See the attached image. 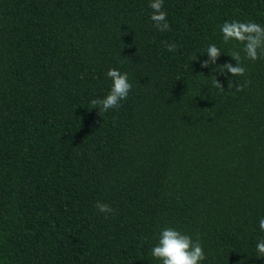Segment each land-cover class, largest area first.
<instances>
[{
    "label": "trees",
    "instance_id": "1",
    "mask_svg": "<svg viewBox=\"0 0 264 264\" xmlns=\"http://www.w3.org/2000/svg\"><path fill=\"white\" fill-rule=\"evenodd\" d=\"M149 3L0 0V264H160L165 227L199 236L200 264H264V56L220 31L264 26V0H164L166 32ZM233 50L244 76L217 70ZM110 68L133 87L99 115Z\"/></svg>",
    "mask_w": 264,
    "mask_h": 264
},
{
    "label": "clouds",
    "instance_id": "2",
    "mask_svg": "<svg viewBox=\"0 0 264 264\" xmlns=\"http://www.w3.org/2000/svg\"><path fill=\"white\" fill-rule=\"evenodd\" d=\"M164 0H150L149 7L152 9L150 19L156 29L160 32L170 30V24L167 20V12L163 8ZM220 31L223 34V42L236 41L243 45L245 58L251 61L264 56V26L252 21L240 22L237 20L225 22L221 25ZM167 51L174 52L176 45L174 43L164 42ZM208 59L201 62L202 68H208L217 64V60L222 52L215 43L210 44L206 51ZM236 61L235 66L231 62H226L223 65H218L217 70L222 76L228 73L231 77L244 76L247 69L241 62L240 51L233 50L227 53ZM108 78L112 81V86L109 93L104 98L91 100L92 109H98L99 115L101 112H108L110 109H117L121 106V101L127 99L132 84L129 82L128 73H121L116 68H110L107 71ZM214 86L221 92L225 91L224 85L216 78ZM250 83L245 80L243 84L235 81L232 78L228 79V89L230 90L235 84L236 91H243ZM96 209L105 215L113 213L114 209L107 203L97 201ZM259 228L264 231V218L259 220ZM151 255L160 261V264H200L206 259L202 242L199 236L194 240L192 236L183 233L172 227L162 229L158 243L151 249ZM256 257L264 258V239H261L256 245ZM243 264V262H242Z\"/></svg>",
    "mask_w": 264,
    "mask_h": 264
}]
</instances>
